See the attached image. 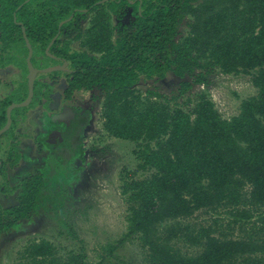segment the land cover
I'll use <instances>...</instances> for the list:
<instances>
[{"label": "trees", "instance_id": "16d2710c", "mask_svg": "<svg viewBox=\"0 0 264 264\" xmlns=\"http://www.w3.org/2000/svg\"><path fill=\"white\" fill-rule=\"evenodd\" d=\"M24 1L0 0V70L25 45L21 23L33 56L48 60L47 49L66 59L74 70L68 92L99 90L103 131L134 145L136 169L120 176L126 230L103 249L109 263L125 264L117 251L135 242L143 264H264V0ZM215 74L250 76L255 89L230 119L205 92L185 97ZM168 75L179 80L170 98L136 88ZM10 103L0 104V129ZM79 152L53 157L41 174L13 184L16 203L0 205V239L23 231L39 207L61 225ZM198 211L211 213L210 224L190 222ZM100 256L96 264L107 259ZM15 264L93 263L82 246L62 255L41 239L28 242Z\"/></svg>", "mask_w": 264, "mask_h": 264}, {"label": "rangeland", "instance_id": "374dc122", "mask_svg": "<svg viewBox=\"0 0 264 264\" xmlns=\"http://www.w3.org/2000/svg\"><path fill=\"white\" fill-rule=\"evenodd\" d=\"M89 19L90 16L81 25L82 30L89 26ZM187 31L183 23L179 29L180 37L185 36ZM73 45L78 47L77 42ZM24 46L22 45L20 53L12 52L13 62H10L8 69H4L5 77L2 79L0 77L1 81H4L0 85V100L9 99L11 104L21 103L27 95V51ZM32 63L34 67L39 68L57 65L60 62L45 60L35 52ZM0 74L3 75V70ZM178 83V79L168 75L162 80L140 82L136 88L142 95H145L147 90H153L163 97L170 98L176 94ZM201 91L209 96L223 119L236 116L240 102L255 94L250 76L246 75H212L207 85H194L185 97H192ZM49 92L59 93L60 91L49 86L47 75H36L31 104L12 110L11 127L0 137V205L3 208L16 203L17 194L12 193L13 184H15L13 182L17 183L23 178L34 176L37 174L36 170H39L38 162H33L34 164L22 162L13 168L10 162L3 161L8 159L6 154H13L12 147L14 148L16 142L21 144L30 142L27 137L32 130L21 137L18 135V128L22 125L21 123H24L27 132L29 126H37L29 114L34 108L40 109L39 104ZM185 97L179 98L177 102L182 103ZM76 98L80 105L88 109L89 122L82 136L83 153L71 164L77 179L67 184L65 214L59 215L62 223L60 225L53 220L52 212L39 207L38 215L34 216L33 222L23 224L25 226L23 231L0 239V264H15L18 252L28 242L41 239L55 244L62 255L70 251L77 252L82 246L87 260L96 264L101 259L100 255L104 254L107 258L103 249L109 243L114 244L126 230L124 220L126 204L120 195V176L122 172H133L136 169V161L132 156L134 145L127 141L116 140L103 131L101 118L103 95L99 90L81 91L76 93ZM46 103L41 104L47 107ZM15 155L12 156L15 157ZM25 156L33 161L32 157H38L39 154L34 149L32 155L27 153ZM16 158L18 160L17 156ZM1 164H3L2 167ZM148 175L149 173L138 172L136 178L143 179ZM218 215L220 219H225V214ZM211 217H213L211 213L198 211L190 222L208 225L213 219ZM117 253L125 264H143V256L135 242L126 243ZM109 261L115 262L107 258L103 264H110Z\"/></svg>", "mask_w": 264, "mask_h": 264}, {"label": "flooded vegetation", "instance_id": "af4514ba", "mask_svg": "<svg viewBox=\"0 0 264 264\" xmlns=\"http://www.w3.org/2000/svg\"><path fill=\"white\" fill-rule=\"evenodd\" d=\"M20 24L21 23H19V25ZM72 46L74 47L73 44ZM74 48H78V47H74ZM45 56L48 58V60H56L59 61L60 63L57 65L46 66L43 68L41 67L36 68L33 66L32 63V57H33V53H32L31 63L34 69L36 70L35 76L36 75L38 76L39 74L47 75V81L49 83V86H53L55 90L59 89L60 94L56 92H49L46 95L45 99H43V101L41 102V103H46L49 100L46 103L47 107L42 106V104L40 103L39 104L40 109L34 108L33 110H31L29 117L33 119V122H35V125L37 126L36 127L29 126V131L27 132L24 123H21L22 125L18 128V135H21V137L22 135L24 136L27 135L32 130V132L27 137L29 139L25 137L30 142H27L26 144H21V142L19 143L16 142L14 148L12 147L13 149L12 155L16 154L14 158L16 162L12 164L11 167L15 168V166H19V164L22 162L32 163V164L38 162L40 167L39 170L38 169L36 170L37 174H35L34 176L41 174L42 170L46 168L47 164L53 161V157H55V160L57 162V160L58 161L65 160L64 159L65 156L67 159L68 154H70L69 152H74V150L80 151L79 154L83 153L82 145H81L82 136L89 122L88 109L80 105L78 99L76 98V93L85 90L83 89L74 90L71 94L68 92L67 77L68 75L74 73V70L70 68L69 63L66 59L49 54L47 49L45 50ZM6 68L8 69L9 67ZM60 70H63L64 72ZM0 71H2V69ZM4 75L5 72L3 69V75L0 74L1 79L2 77H5ZM1 79H0V85L1 83L3 84L4 82L1 81ZM27 94H28V88H27ZM33 95H34V89H33ZM26 97L24 98V100L26 99ZM4 100L5 99H1L0 104ZM5 117H6V110H5ZM87 118H88L87 124L85 126H82L83 121ZM34 149L35 151L38 152L39 156L32 157L33 161H31L30 158L25 156V154L30 153L32 155V151ZM79 154L78 156H74L70 160L71 161L70 165L81 156ZM16 156L18 157V160ZM39 157L40 160H38ZM14 160H12V162ZM13 183L16 184V182Z\"/></svg>", "mask_w": 264, "mask_h": 264}, {"label": "water", "instance_id": "95a60500", "mask_svg": "<svg viewBox=\"0 0 264 264\" xmlns=\"http://www.w3.org/2000/svg\"><path fill=\"white\" fill-rule=\"evenodd\" d=\"M30 0H25L23 4L28 3ZM21 6L18 7V9H20ZM21 26V33H22V37L24 39V43H25V47L27 49V57H26V66H27V88H28V94L26 99L19 103V104H11L8 106V108L6 109V122L5 125L0 129V136L2 134H4L7 130H9V128L11 127V112L13 109L15 108H24L27 107L33 97V89H34V80H35V74H36V70L34 69V67L32 66L31 63V57H32V47L31 44L29 42V40L27 39V36L25 34V29L24 27L20 24Z\"/></svg>", "mask_w": 264, "mask_h": 264}]
</instances>
